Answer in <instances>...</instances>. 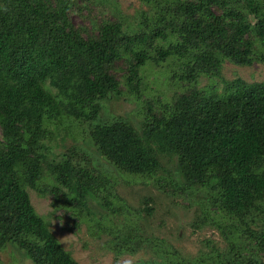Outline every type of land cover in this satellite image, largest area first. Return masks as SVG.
<instances>
[{"label":"trees","instance_id":"16d2710c","mask_svg":"<svg viewBox=\"0 0 264 264\" xmlns=\"http://www.w3.org/2000/svg\"><path fill=\"white\" fill-rule=\"evenodd\" d=\"M85 1L0 0V249L32 264H80L36 211L31 188L105 236L115 256L146 249L155 264H264V77L224 80L222 92L195 85L220 77L225 61L264 64V0H144L149 10L130 22L102 14L74 23ZM168 62V83L181 90L150 98L141 69ZM124 94L142 103L138 125L101 120L103 103ZM67 123L84 126L114 171L189 201L192 228L214 227L223 247L204 241L208 250L180 255L148 232L153 198L127 204L114 173L76 145L50 156L47 141Z\"/></svg>","mask_w":264,"mask_h":264},{"label":"rangeland","instance_id":"374dc122","mask_svg":"<svg viewBox=\"0 0 264 264\" xmlns=\"http://www.w3.org/2000/svg\"><path fill=\"white\" fill-rule=\"evenodd\" d=\"M96 1H85L88 6V9L85 8L82 12L85 17L82 19L76 13L72 14L74 23L90 24L92 21L98 20L102 14L111 19H122L126 23L130 22L129 20H132L133 17L141 18L149 10V6L144 0H99L100 3H96ZM171 66L170 62L164 63V65L160 64L157 68L147 64L141 69L145 89L148 91H145L147 96L151 98L154 95L164 100L169 99L174 91L181 90L178 82L175 85L168 83V77H171V73H173ZM263 77L264 64L254 63L251 66H238L225 61L220 77L201 76L195 85L202 90L214 89L217 92H222L224 80L242 78L247 82H253L262 80ZM141 107L140 100L135 99L133 95L124 94L122 97H116L103 103L100 119L107 121L115 116L129 117L137 126L140 121L138 114ZM67 125L72 132L65 125L54 128L53 131L56 132L54 138L47 141L50 146V156H52L51 152L56 154L69 146L76 145L85 150L100 168H104L105 171L108 169L114 173L116 191L125 199L127 204L139 207L141 200L145 197L153 198L154 202L151 203V206H155V211L144 221L148 232L165 239L180 255L192 258L201 249L208 250L209 247L205 246L204 241L211 242L217 247H223V241L214 227L206 225L197 230L192 228L190 224L193 222L192 214L195 206L187 209L186 205L189 201L176 196H165L151 184V180L130 179L114 171L110 164L104 161L91 143L86 140L84 126H79L76 123H67ZM68 132L74 135V138L68 135ZM64 134H67L68 137H65ZM28 192L36 211L48 221L50 230L58 238L61 245L80 264H138L140 261L155 264L151 263L153 258L159 261L153 251L146 249L134 254L115 256L104 244L105 236L97 237L92 234L86 222L81 221L76 225L74 217L69 215L66 210L52 204L51 196H41L31 188L28 189ZM200 195L197 194L196 197ZM196 208L198 209V207ZM176 257L175 259H177ZM0 264H32V262L23 252L8 245L0 249Z\"/></svg>","mask_w":264,"mask_h":264}]
</instances>
